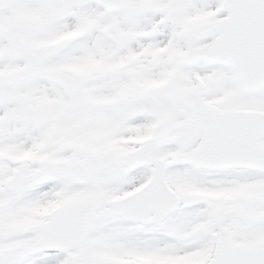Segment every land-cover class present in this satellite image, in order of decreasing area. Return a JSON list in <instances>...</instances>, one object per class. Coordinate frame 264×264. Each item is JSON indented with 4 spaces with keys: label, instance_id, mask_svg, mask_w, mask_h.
<instances>
[{
    "label": "snow or ice",
    "instance_id": "1",
    "mask_svg": "<svg viewBox=\"0 0 264 264\" xmlns=\"http://www.w3.org/2000/svg\"><path fill=\"white\" fill-rule=\"evenodd\" d=\"M0 264H264V0H0Z\"/></svg>",
    "mask_w": 264,
    "mask_h": 264
}]
</instances>
